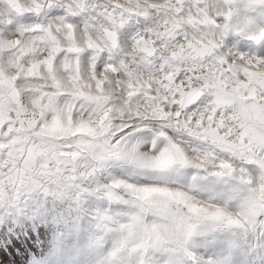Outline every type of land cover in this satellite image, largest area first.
I'll return each mask as SVG.
<instances>
[{
    "label": "snow or ice",
    "instance_id": "6c2138e0",
    "mask_svg": "<svg viewBox=\"0 0 264 264\" xmlns=\"http://www.w3.org/2000/svg\"><path fill=\"white\" fill-rule=\"evenodd\" d=\"M71 188L108 264L264 250V0H0V199Z\"/></svg>",
    "mask_w": 264,
    "mask_h": 264
},
{
    "label": "rangeland",
    "instance_id": "374dc122",
    "mask_svg": "<svg viewBox=\"0 0 264 264\" xmlns=\"http://www.w3.org/2000/svg\"><path fill=\"white\" fill-rule=\"evenodd\" d=\"M109 207L91 189L37 190L19 200L0 199V249L16 253L7 262L0 257V264H108L112 239L96 217ZM213 256L217 264H264V250L224 239L214 242Z\"/></svg>",
    "mask_w": 264,
    "mask_h": 264
},
{
    "label": "trees",
    "instance_id": "16d2710c",
    "mask_svg": "<svg viewBox=\"0 0 264 264\" xmlns=\"http://www.w3.org/2000/svg\"><path fill=\"white\" fill-rule=\"evenodd\" d=\"M31 236L34 237L33 235H31ZM11 256H15L16 257V253L14 251V248H11L10 255H7V253L3 249H0V257L2 259V262L10 261Z\"/></svg>",
    "mask_w": 264,
    "mask_h": 264
},
{
    "label": "crops",
    "instance_id": "0c3cea01",
    "mask_svg": "<svg viewBox=\"0 0 264 264\" xmlns=\"http://www.w3.org/2000/svg\"><path fill=\"white\" fill-rule=\"evenodd\" d=\"M29 194V193H28Z\"/></svg>",
    "mask_w": 264,
    "mask_h": 264
}]
</instances>
